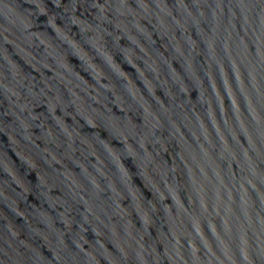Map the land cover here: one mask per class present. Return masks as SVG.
Instances as JSON below:
<instances>
[{
	"label": "water",
	"instance_id": "obj_1",
	"mask_svg": "<svg viewBox=\"0 0 264 264\" xmlns=\"http://www.w3.org/2000/svg\"><path fill=\"white\" fill-rule=\"evenodd\" d=\"M0 264H264V0H0Z\"/></svg>",
	"mask_w": 264,
	"mask_h": 264
}]
</instances>
